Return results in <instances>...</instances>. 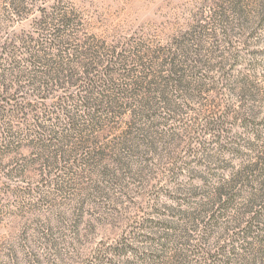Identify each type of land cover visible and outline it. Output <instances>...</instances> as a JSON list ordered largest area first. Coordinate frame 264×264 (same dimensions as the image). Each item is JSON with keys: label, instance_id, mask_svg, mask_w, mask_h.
<instances>
[{"label": "trees", "instance_id": "16d2710c", "mask_svg": "<svg viewBox=\"0 0 264 264\" xmlns=\"http://www.w3.org/2000/svg\"><path fill=\"white\" fill-rule=\"evenodd\" d=\"M20 1L9 0V7L15 12ZM251 9L262 16L264 0H223L211 16L218 18L223 40L232 30L231 21L240 24ZM37 22L36 28L48 32L36 38L27 32L15 36L14 43L0 44V156L13 153L17 140L28 135L29 146L38 151L34 161L47 167L65 163V168L72 162L112 178L108 161L114 160L144 171L143 158L159 156L165 138L174 137L166 129L177 114L169 95L184 100L223 88L234 92L226 84L240 75L233 73L241 58L238 50L230 40L221 50L213 29L205 26L180 33L165 47L135 48L130 56L114 48L104 58L96 45L73 40L71 19L60 7L54 6ZM203 37L212 39L208 47L201 43ZM19 54L26 56L28 70L23 69L24 59H14ZM11 76L15 81L7 82ZM20 79L27 85H19ZM189 80L201 83L192 85ZM23 87L28 95H19ZM209 104L208 120L196 130L210 133L212 146L188 149L193 158L181 163L169 157L168 181L161 185L173 201L181 200L180 210L168 213L158 206L154 192L150 212L127 225L113 245L96 249L87 264H264V137L256 126L257 112L243 99L237 107L230 99L214 98ZM122 117L126 119L120 132L99 142L106 119ZM237 126L242 131L236 135ZM245 132L253 142L239 141ZM225 154L232 158L229 165L220 158ZM234 159L239 162L232 164ZM212 164L219 167L211 169ZM196 169L202 172L193 178ZM76 174L68 167L65 179H47L65 192L71 190L68 179ZM182 177L189 178L190 187L182 184ZM212 237H224L223 242L210 243ZM194 238L197 242L191 244Z\"/></svg>", "mask_w": 264, "mask_h": 264}, {"label": "rangeland", "instance_id": "374dc122", "mask_svg": "<svg viewBox=\"0 0 264 264\" xmlns=\"http://www.w3.org/2000/svg\"><path fill=\"white\" fill-rule=\"evenodd\" d=\"M222 2L21 0L17 12H14L9 7V0H0V44L3 41L14 43L15 36H24L27 32H32L34 38L48 32L47 29L43 31L36 28L37 21L44 14H50L54 6H58L71 19L70 33L73 40L78 44L96 45L104 58L114 48L130 56L135 48L148 51L165 47L173 43L180 33L192 28L197 30L201 26L207 30L213 29L211 31L221 50L226 48L230 40V45L241 56L233 67V73L240 75L226 84L228 89L234 88V92L229 93L223 88V91L206 92L201 96L191 94L184 100L175 93L169 95L175 101L177 114L168 120L166 129L174 137L165 138L167 144H162L159 156L153 159L147 155L143 158L147 166L144 171L138 172L135 166L125 168L121 162L114 160L108 161L113 169L110 171L114 174L112 178H102L95 172L91 173L89 167L84 169L77 164L72 165V162H68L65 168L62 167L65 163L58 164L56 168L47 167L40 160L34 161L38 151L29 146V136L20 137L15 144L17 147L13 146V153L0 156V264H87L96 249L113 245L127 229V225L138 220L145 212H150L148 205L152 204L155 193L158 194V206L164 207L168 213L180 210L177 204L181 200L173 201L161 185L168 181L169 157L180 158L178 163H181L182 160L193 158L189 152H196L203 145L212 146L210 133H204V128L202 132L196 130L208 120L209 110L212 109L208 105L211 99H221L222 102L230 99L234 107L243 99L246 106H251L257 112L256 126L264 137V12L260 16V13L251 9L246 12L240 24L237 20L231 21L232 30L228 32L229 37L223 40L218 18H211ZM204 37L201 43L208 47L212 39L206 40ZM25 57L19 54L14 59H24L23 69L28 70ZM214 58L210 59L217 61ZM212 76H216L215 71ZM10 80L15 81V76L9 77L7 82ZM203 82L206 84L208 79ZM189 83L195 85L201 81L189 80ZM19 85L26 86L27 80L20 79ZM20 91L19 95L29 94L26 87ZM125 119H106L104 133L99 135L98 141L113 139L124 126ZM241 131L237 126L236 135L241 134ZM244 137V140L238 138L239 141H254L246 132ZM220 158L227 161L224 162L226 165L232 160L227 154ZM238 160L234 159L231 163L237 164ZM68 167L77 173L75 179H68L70 183L67 184L71 190L57 191L47 178L65 179L64 172ZM210 167L215 169L219 166L212 164ZM197 169L192 173L193 178L202 172ZM185 178L182 177V184L190 187L189 178ZM95 185L100 188H93ZM172 190L178 195L177 187ZM80 199L84 203L80 202L79 205ZM80 206L82 208L79 212ZM222 239L217 241L212 237L209 242H223ZM196 242L194 238L191 244ZM136 245L142 248V245Z\"/></svg>", "mask_w": 264, "mask_h": 264}]
</instances>
